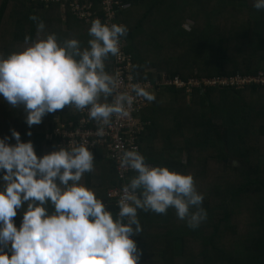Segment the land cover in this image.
I'll return each mask as SVG.
<instances>
[{
	"label": "trees",
	"instance_id": "16d2710c",
	"mask_svg": "<svg viewBox=\"0 0 264 264\" xmlns=\"http://www.w3.org/2000/svg\"><path fill=\"white\" fill-rule=\"evenodd\" d=\"M10 1L0 0V54L20 50L25 36L35 37L36 24L30 15L42 20L45 31L56 33L58 39L74 37L86 45L90 24L75 19L67 7L63 20L57 4L14 0L19 5L17 16L4 29ZM186 18L192 22L189 27ZM119 19L128 29L124 52L132 57L134 77L149 80L156 93L152 92L155 99L140 114L148 125L137 136L139 152L149 165L190 173L203 193L207 213L191 229L176 218L173 209L165 214L138 210L142 230L133 237L140 251L138 264L145 261L146 250L160 252L163 259L169 254V264H176V251L184 261L200 257V264H264V88L200 93L159 85L162 75L185 82L256 73L264 63V10L254 9L252 0H139ZM66 107L44 115L41 123L29 128L22 107L14 109L0 99V138L7 135L8 143H15L9 131L15 129L22 142H32L38 157L55 150L60 139L53 134L54 119L66 123L79 118L72 107ZM90 151L94 169L80 182L115 215L117 208L106 197L107 190L117 185L114 164L104 158L103 149L96 146ZM233 160L238 163L234 165ZM217 171L228 176L217 186L209 184ZM212 201L217 204L213 206ZM243 201L247 213L240 219L236 210ZM21 218L18 211L13 218L17 227ZM235 218L250 222L243 232L236 229Z\"/></svg>",
	"mask_w": 264,
	"mask_h": 264
},
{
	"label": "clouds",
	"instance_id": "9594fccd",
	"mask_svg": "<svg viewBox=\"0 0 264 264\" xmlns=\"http://www.w3.org/2000/svg\"><path fill=\"white\" fill-rule=\"evenodd\" d=\"M252 7L264 10V0H252ZM29 20L36 24L35 37L25 36L20 50L0 54V99L22 107L29 128L67 106L87 109L97 135H103L137 99H155L146 86L124 85L118 72L107 70L109 58L120 55L125 25L93 19L82 46L74 37L46 32L35 15ZM9 131L15 143H8L7 135L0 138V264H138L140 251L132 238L142 230L138 210L173 209L191 229L207 217L203 193L190 173L149 165L135 147L119 155V167L133 175L124 178L113 215L80 182L94 169L86 144L60 146L38 157L31 141ZM21 209L17 227L13 218Z\"/></svg>",
	"mask_w": 264,
	"mask_h": 264
},
{
	"label": "built area",
	"instance_id": "2783aa9c",
	"mask_svg": "<svg viewBox=\"0 0 264 264\" xmlns=\"http://www.w3.org/2000/svg\"><path fill=\"white\" fill-rule=\"evenodd\" d=\"M25 3H41L43 5L57 4L64 9L67 7L70 14L84 24H90L93 19H99L102 23L120 22V13L129 8L134 1L139 0H19ZM127 4L128 7H122ZM125 41L122 39L119 57H111V72H118L124 85L129 83H139L146 86L150 91L154 85L149 80H136L133 73V61L130 54L124 52ZM158 82V81H157ZM157 82L154 84L156 85ZM159 85L173 86L177 89L185 88L187 92L191 89H198L203 93L207 89L234 90L241 91L251 88H264V63L254 74H235L232 76H214L210 78H191L183 82L178 77L161 76ZM147 106V101L142 98L137 99L128 109V115L120 119H114L111 127H106L103 135H97V125L87 116V109L76 111L79 116L77 122L68 121L57 122L53 134L60 139L58 147H70L84 143L89 149L96 146L103 149L104 158L114 164L117 185L108 189L106 197L114 202L119 194L120 186L125 182V177L133 175L131 171L119 167V155L123 150L135 147L138 151L137 136L143 131L148 122L140 119V114ZM117 208V207H116ZM133 238V237H132Z\"/></svg>",
	"mask_w": 264,
	"mask_h": 264
},
{
	"label": "rangeland",
	"instance_id": "374dc122",
	"mask_svg": "<svg viewBox=\"0 0 264 264\" xmlns=\"http://www.w3.org/2000/svg\"><path fill=\"white\" fill-rule=\"evenodd\" d=\"M18 7H19V5L18 4H16L15 3V1L14 0H11L10 1V3L8 4V8H7V10H6V13H5V15H4V19H3V22H2V24H3V28L5 29V27H6V25L8 26V27H11L10 25L11 24H13V23H7V21L8 20H14V18H11V17H15V16H17L16 15V13L18 12ZM60 8V9H59ZM59 8H58V12H59V15H60V17L61 18H63V20H64V17H63V11H65L64 10V8L62 7V6H59ZM187 11H190V10H188L187 9ZM186 11V12H187ZM195 12V11H194ZM196 13V12H195ZM65 15V14H64ZM16 18V17H15ZM191 24H192V22L190 21V20H188L187 18L185 19V26H187V27H189V26H191ZM151 92H153L154 94H156L154 91H151ZM66 110H67V107H66ZM73 112V111H72ZM58 118H55V120H57ZM58 121V120H57ZM262 145H264V142L262 143ZM262 147V146H261ZM262 148H264V147H262ZM184 157V156H183ZM232 162H235V164L234 165H236L237 163H238V161H236V160H233ZM226 176H228L227 174H225L224 172H218L217 171V173L213 176V178L212 179H210L209 180V184L211 183V184H213V185H215L216 184V186L218 185V183L220 184L222 181H220L221 179H226L225 177ZM217 178H219V180L217 179ZM209 188V187H208ZM206 189V188H205ZM213 206L214 205H216L217 204V201H212V203H211ZM238 205H240V206H238V208L239 207H241L240 208V210L239 211H237L235 208V210H236V214H239V215H237L236 217H239L240 216V219H244V217H243V215L244 214H246L247 213V211H246V209H247V203H245L244 201L243 202H240V204H238ZM20 212H22L23 210L21 209V210H19ZM235 217V216H234ZM245 220H246V217H245ZM245 220L244 221H241V220H239L238 218H235V219H232V222L236 225V229L239 231V230H242V232H243V230H244V228H246V225L248 226V224L250 223V222H245Z\"/></svg>",
	"mask_w": 264,
	"mask_h": 264
},
{
	"label": "crops",
	"instance_id": "0c3cea01",
	"mask_svg": "<svg viewBox=\"0 0 264 264\" xmlns=\"http://www.w3.org/2000/svg\"><path fill=\"white\" fill-rule=\"evenodd\" d=\"M106 67H107V70L111 72L110 61L108 62ZM148 251L146 250L144 252V255L142 253V257H146L145 261L142 262V264H151L154 261H157V262L161 261V262H164L165 264H169V261H171V260H169V254L168 255L164 254L165 258L163 259L160 257V255H161L160 252H151V251L148 252ZM174 256L176 258V260H175L176 264H200L202 262L200 257H192V258H189V260L184 261V260L178 258L179 255H178L177 251L175 252Z\"/></svg>",
	"mask_w": 264,
	"mask_h": 264
},
{
	"label": "water",
	"instance_id": "95a60500",
	"mask_svg": "<svg viewBox=\"0 0 264 264\" xmlns=\"http://www.w3.org/2000/svg\"><path fill=\"white\" fill-rule=\"evenodd\" d=\"M233 164H235V162H232Z\"/></svg>",
	"mask_w": 264,
	"mask_h": 264
}]
</instances>
